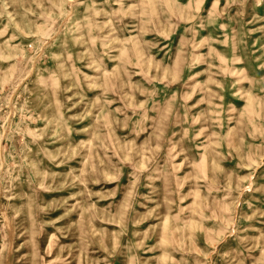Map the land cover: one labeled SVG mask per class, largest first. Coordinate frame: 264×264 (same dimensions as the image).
<instances>
[{
	"label": "rangeland",
	"instance_id": "obj_1",
	"mask_svg": "<svg viewBox=\"0 0 264 264\" xmlns=\"http://www.w3.org/2000/svg\"><path fill=\"white\" fill-rule=\"evenodd\" d=\"M0 264H264V0H0Z\"/></svg>",
	"mask_w": 264,
	"mask_h": 264
}]
</instances>
